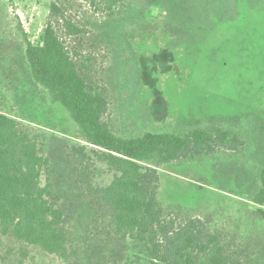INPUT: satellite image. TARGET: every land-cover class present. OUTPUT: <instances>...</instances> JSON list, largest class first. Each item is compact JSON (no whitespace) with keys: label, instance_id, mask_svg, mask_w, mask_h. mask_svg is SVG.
I'll return each instance as SVG.
<instances>
[{"label":"rangeland","instance_id":"374dc122","mask_svg":"<svg viewBox=\"0 0 264 264\" xmlns=\"http://www.w3.org/2000/svg\"><path fill=\"white\" fill-rule=\"evenodd\" d=\"M50 2L83 28L68 46L90 57L116 134L205 127L234 134L237 142L214 145L203 160L157 165V198L176 224L205 220L225 246L243 249L248 264H264V219L256 213L264 204L249 201L264 169V0H124L112 13L88 0H0V112L48 160L53 194L71 220V264H127L140 251L113 236L78 181L72 148L92 147L31 79L25 59L26 41L40 43ZM84 167L93 188L116 175L93 158ZM0 264L62 263L0 235Z\"/></svg>","mask_w":264,"mask_h":264},{"label":"trees","instance_id":"16d2710c","mask_svg":"<svg viewBox=\"0 0 264 264\" xmlns=\"http://www.w3.org/2000/svg\"><path fill=\"white\" fill-rule=\"evenodd\" d=\"M88 1L96 12L112 13L124 0ZM83 33L60 5L50 2L40 43L26 41L25 59L31 79L52 104L63 107L79 138L92 147L72 148L78 181L105 212L113 236L140 251L127 264H248L243 249L225 246L207 221L190 218L178 225L166 217L157 198V165L203 160L214 145L237 142L234 134L215 127L116 134L106 120L107 90L93 80L90 57L68 46ZM92 158L116 173L108 186L90 185L83 166ZM48 171L37 144L16 120L0 112V235L71 264V220L58 206ZM249 201L257 207L264 204V169ZM256 213L264 219L261 209Z\"/></svg>","mask_w":264,"mask_h":264}]
</instances>
